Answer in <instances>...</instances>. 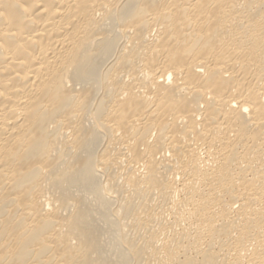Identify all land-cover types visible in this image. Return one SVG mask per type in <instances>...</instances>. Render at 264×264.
Listing matches in <instances>:
<instances>
[{"label": "bare ground", "instance_id": "bare-ground-1", "mask_svg": "<svg viewBox=\"0 0 264 264\" xmlns=\"http://www.w3.org/2000/svg\"><path fill=\"white\" fill-rule=\"evenodd\" d=\"M0 264H264V0H0Z\"/></svg>", "mask_w": 264, "mask_h": 264}]
</instances>
